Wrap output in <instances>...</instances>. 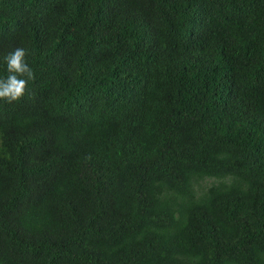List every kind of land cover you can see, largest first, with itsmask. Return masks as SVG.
Instances as JSON below:
<instances>
[{
  "label": "trees",
  "instance_id": "1",
  "mask_svg": "<svg viewBox=\"0 0 264 264\" xmlns=\"http://www.w3.org/2000/svg\"><path fill=\"white\" fill-rule=\"evenodd\" d=\"M0 264H264V0H0Z\"/></svg>",
  "mask_w": 264,
  "mask_h": 264
},
{
  "label": "clouds",
  "instance_id": "2",
  "mask_svg": "<svg viewBox=\"0 0 264 264\" xmlns=\"http://www.w3.org/2000/svg\"><path fill=\"white\" fill-rule=\"evenodd\" d=\"M26 55L24 48L17 47L4 57L8 75L0 78V101L8 104L20 102L27 94L28 82L34 80L35 74L25 59Z\"/></svg>",
  "mask_w": 264,
  "mask_h": 264
}]
</instances>
